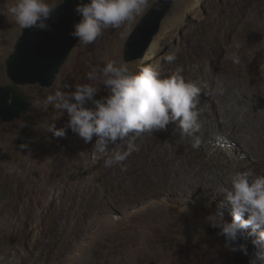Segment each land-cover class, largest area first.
I'll list each match as a JSON object with an SVG mask.
<instances>
[{
	"label": "rangeland",
	"instance_id": "374dc122",
	"mask_svg": "<svg viewBox=\"0 0 264 264\" xmlns=\"http://www.w3.org/2000/svg\"><path fill=\"white\" fill-rule=\"evenodd\" d=\"M257 1L252 6L259 13L253 12L248 26L230 31L223 25L232 0H174L141 58H123L139 16L130 25L105 30L93 44L77 40L51 86L40 91L37 84L20 86L43 102L56 90L71 92L93 83L87 73L108 60L128 65L130 74L151 66L166 77L180 67L186 81L203 87L197 105L202 127L196 134L202 143L193 149V138L181 137L169 123L166 130L143 134L137 140L140 150L120 165L105 168L93 150L96 137L85 143L67 128L66 110L31 106L17 119H0V261L41 264L35 258L47 248L51 221L65 211L78 227L64 234L61 257L48 264H235V254L206 217L222 213L226 221L232 219L219 191L229 186L231 174L264 175V0ZM14 3L0 0V85L10 83L5 61L22 32L7 13ZM214 28L216 44L221 49L231 45L223 58L222 51L210 55L205 50L203 33ZM169 53L176 54L173 63L164 60ZM233 53L239 63L231 59ZM243 62L242 72L226 68ZM196 71L202 75L190 76ZM221 85L224 94H216ZM105 95L101 86L96 98ZM30 118L34 126L21 149L14 140ZM52 122L65 128L66 136L48 132ZM217 126L231 138L215 131Z\"/></svg>",
	"mask_w": 264,
	"mask_h": 264
},
{
	"label": "clouds",
	"instance_id": "9594fccd",
	"mask_svg": "<svg viewBox=\"0 0 264 264\" xmlns=\"http://www.w3.org/2000/svg\"><path fill=\"white\" fill-rule=\"evenodd\" d=\"M159 2L151 0L152 5ZM149 7L150 0H79L74 7L79 20L69 35L83 46L93 44L105 30L132 24ZM56 8L49 0H15L7 13L21 29L51 30L49 20ZM235 47L239 49L240 45ZM176 58L175 53H169L164 60L173 63ZM231 59L240 62L236 53ZM182 71L177 67L165 77L151 66H142L130 74L128 65L108 60L103 67H93L87 73V79L93 83L76 85L71 92L56 90L43 102L32 98L30 103L42 111L49 106L66 110L67 128L85 143L95 136L96 158L103 160L105 168H111L140 150L137 140L143 134L166 130L169 123H174V130L181 137L193 138V149L200 147L202 141L196 134L202 127L197 110L202 87L186 81ZM101 86L107 95L97 99ZM224 92L223 85L215 90L219 95ZM89 102L92 106H88ZM46 130L57 137L67 134L65 128H57L54 122ZM109 145L114 147L110 149ZM25 147L26 144L20 145L21 149ZM228 185L220 186L219 191L225 195L232 219L226 221L221 213L209 215L206 220L210 227L218 229V236L224 237L227 250L249 256V264H264V175H254L252 170L236 171L230 175ZM249 242L253 246L251 254Z\"/></svg>",
	"mask_w": 264,
	"mask_h": 264
},
{
	"label": "water",
	"instance_id": "95a60500",
	"mask_svg": "<svg viewBox=\"0 0 264 264\" xmlns=\"http://www.w3.org/2000/svg\"><path fill=\"white\" fill-rule=\"evenodd\" d=\"M78 2L79 0H63L57 5L53 19L49 20L51 30L22 29L13 52L5 61L6 75L10 83L0 85L2 121L9 122L26 114L31 108V99L36 100L35 95L26 94L20 86L37 84L40 91L43 87L53 84L59 67L66 61L70 50L77 42V38L70 36L69 33L73 30L74 23L79 20L74 12ZM173 2L174 0H160L158 5H151L141 16L123 48L125 61L137 60L144 55ZM33 126L34 119L30 118L19 131L14 143H25ZM248 249L251 254L253 246L250 242ZM233 253L235 264H249V256L239 251Z\"/></svg>",
	"mask_w": 264,
	"mask_h": 264
},
{
	"label": "bare ground",
	"instance_id": "6f19581e",
	"mask_svg": "<svg viewBox=\"0 0 264 264\" xmlns=\"http://www.w3.org/2000/svg\"><path fill=\"white\" fill-rule=\"evenodd\" d=\"M254 1H255V3L258 2L257 0H232V7L233 8L230 10V12L228 14H226V16H228V19H227V21H225V25H223V26H225V28L230 30V31H236L242 25H247L248 24L247 22L249 20L252 21L251 20L252 19L251 16H252L253 12H255L257 14L259 13V10L258 9H254L253 6H252ZM225 17H224V19H225ZM223 22H222V24H223ZM253 26H254V24H253ZM215 28H216V25H215ZM215 28H214V31L213 30L212 31L209 30V32L205 31L203 33V37L206 40L205 50L210 55H214L216 52L222 51V58H223L226 53L231 51V45L225 46L223 49H221L216 44V41H215V38H214ZM254 29H257V28H254ZM250 31H252V30H250ZM253 31H255V30H253ZM242 33L244 34V32H242ZM222 58H220V59H222ZM220 59H217V60L220 61ZM245 64H246V62H243V63L236 64L234 66H230V67H226V68L231 73L242 72L244 70ZM201 75H202V73H199L197 71L196 72H190V76H201ZM202 89H203V87H202ZM214 130L215 131L225 132L226 133V137L227 138H231L230 134L227 133V130L222 128V127H219V126L214 127ZM75 190H76V188H75ZM55 211H57V210H55ZM51 219H52V217H51ZM77 224L78 223L72 222V221H70L68 219L67 214H66L65 211L64 212L63 211L62 212H58L53 217V219L51 221L50 228L47 226L49 228V231L47 232L48 234H47V237H46V246H47V248H46L44 253L40 254V258L43 259V260L35 258L36 259L35 261L42 262L41 264H48L51 260H58V258L61 257L60 241L62 240V238H63V236H64V234L66 232L72 233L74 231V227ZM77 227L78 226H76V228ZM0 264H16V263H11V262H9L7 260H1ZM26 264H34V260L27 259L26 260Z\"/></svg>",
	"mask_w": 264,
	"mask_h": 264
}]
</instances>
